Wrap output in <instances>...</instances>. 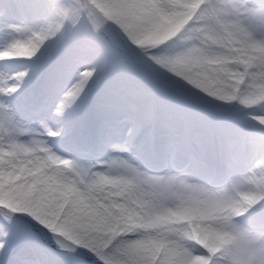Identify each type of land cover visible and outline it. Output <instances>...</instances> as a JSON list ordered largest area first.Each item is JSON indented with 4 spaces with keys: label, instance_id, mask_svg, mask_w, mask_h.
<instances>
[{
    "label": "snow or ice",
    "instance_id": "6c2138e0",
    "mask_svg": "<svg viewBox=\"0 0 264 264\" xmlns=\"http://www.w3.org/2000/svg\"><path fill=\"white\" fill-rule=\"evenodd\" d=\"M202 194L264 229V0H0V264H213Z\"/></svg>",
    "mask_w": 264,
    "mask_h": 264
},
{
    "label": "clouds",
    "instance_id": "9594fccd",
    "mask_svg": "<svg viewBox=\"0 0 264 264\" xmlns=\"http://www.w3.org/2000/svg\"><path fill=\"white\" fill-rule=\"evenodd\" d=\"M217 191L238 201L245 187L220 185L219 188L209 190L210 193ZM167 203L171 207H179L183 213L182 218L171 225V231L166 233L167 239L185 253L190 254L197 245L204 247L208 244L214 247L211 253L213 264H236L234 244L242 246L246 233L254 232L258 243L264 244V229H253L245 218L238 214H233L230 223H226L224 216L227 209L214 203L210 195H188L183 200L170 198ZM147 235L154 238L157 233L154 231ZM186 259L187 256L178 257V260ZM256 264H264V258H258Z\"/></svg>",
    "mask_w": 264,
    "mask_h": 264
}]
</instances>
